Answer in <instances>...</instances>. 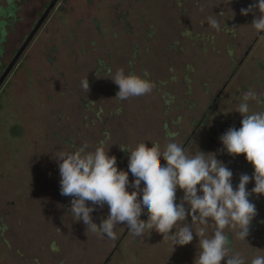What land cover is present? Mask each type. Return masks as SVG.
Returning <instances> with one entry per match:
<instances>
[{"label": "rangeland", "instance_id": "1", "mask_svg": "<svg viewBox=\"0 0 264 264\" xmlns=\"http://www.w3.org/2000/svg\"><path fill=\"white\" fill-rule=\"evenodd\" d=\"M253 3L258 0L57 3L0 86V264H194L195 229L185 246L154 229L136 236L126 224L115 226L116 239L86 234L83 221L68 212L72 197L61 195L56 155L104 142L119 170L128 171L127 148L143 142L163 150L175 142L189 156L215 154L233 172L234 189L242 174L253 177L246 154L229 155L220 140L242 126L236 109L245 92L264 100V33L252 28L253 13L241 14ZM39 6L21 1L14 17L0 22V77L38 22ZM208 16L218 20V31ZM119 69L153 82L151 93L115 98L119 88L107 77ZM86 77L89 92L81 87ZM248 104L250 113L264 111V103ZM134 180L129 172V192ZM254 187L253 178L246 188ZM183 195L177 187V204ZM249 199L258 214L247 240L225 229L230 254L239 253L245 264L264 256V194ZM91 215L100 224L109 208L97 206ZM140 218L148 219L147 209ZM181 223L191 224V216ZM202 227L213 235L211 222Z\"/></svg>", "mask_w": 264, "mask_h": 264}, {"label": "clouds", "instance_id": "2", "mask_svg": "<svg viewBox=\"0 0 264 264\" xmlns=\"http://www.w3.org/2000/svg\"><path fill=\"white\" fill-rule=\"evenodd\" d=\"M257 8L259 15H255ZM250 12L255 16L252 28L257 34L264 33V0L241 9L242 15ZM207 22L217 31L220 29L214 16H208ZM107 78L118 86L115 98L119 100L147 95L154 87L150 80L126 74L123 69ZM81 87L85 92L90 91L87 77L81 81ZM249 100L264 103L255 92H245L236 109L243 117L242 126L239 129L231 127L220 137L229 155L246 154L247 161L255 169L253 177L240 176L237 188L232 184L233 172L213 153L199 151L189 156L175 142L168 143L163 150L159 144L148 147L142 142L135 149L125 147L130 150V158L128 171H123L117 166V157L109 156L104 142L92 151H88L85 144L74 152L61 151L56 155L61 195L72 197L68 212L74 221H83L86 234L106 235L110 239H116L114 228L117 224H126L136 236L143 235L146 229H154L164 240L171 239L174 246H185L193 241L195 229L200 251L194 264H221L222 261L245 264L239 253L230 254L225 229H236L237 238L247 240L251 223L258 214L249 197L264 194V111L250 113ZM161 157L166 164H162ZM129 172L135 177L133 187L136 190L132 192L127 190ZM253 178L255 187L249 192L246 186ZM177 187L184 193L179 204L176 203ZM141 191L142 199L139 198ZM88 202L92 203L91 207ZM105 204L109 215L97 224L91 214L97 206L103 208ZM186 204L189 207H185ZM145 209L147 220L140 218ZM189 215L191 224L181 223L187 221ZM210 222L214 232L208 237L202 226ZM251 264H264V256L254 257Z\"/></svg>", "mask_w": 264, "mask_h": 264}, {"label": "water", "instance_id": "3", "mask_svg": "<svg viewBox=\"0 0 264 264\" xmlns=\"http://www.w3.org/2000/svg\"><path fill=\"white\" fill-rule=\"evenodd\" d=\"M58 1L59 0H52L51 1L49 6L47 7L46 11L42 15V17L38 20L35 27L31 31V33L28 35L26 40L23 42L22 46L17 50L15 56L13 57L11 62L7 65V67L5 68L4 72L2 73V75L0 77V86L3 84V82L5 81V79L7 78L9 73L11 72V70L13 69V67L16 65L17 61L22 56V54L24 53V51L26 50V48L30 44L31 40L33 39V37L35 36V34L37 33V31L39 30V28L41 27V25L43 24V22L45 21V19L47 18V16L49 15V13L54 8V6L57 4Z\"/></svg>", "mask_w": 264, "mask_h": 264}, {"label": "flooded vegetation", "instance_id": "4", "mask_svg": "<svg viewBox=\"0 0 264 264\" xmlns=\"http://www.w3.org/2000/svg\"><path fill=\"white\" fill-rule=\"evenodd\" d=\"M21 1H29V0H7V3H8L7 7H2L0 5V17L1 18H4L3 20L0 21L1 24L4 23V25H5V23L7 21H9L11 18L14 17L16 5L17 4H20ZM51 1L52 0H38V2L41 3V6H39V10H38L37 13L36 12H33L34 17L35 18H38V20H39L42 17V15L44 14V12L46 11V9L49 6V4L51 3ZM56 5L54 6V8L56 7ZM54 8L52 10H54ZM52 10H51V12H52ZM50 13H49V15H50ZM38 14H39V16H38ZM49 15L47 16V18L49 17ZM1 29H2L1 30L2 31V34H4V32H3V26H1Z\"/></svg>", "mask_w": 264, "mask_h": 264}]
</instances>
